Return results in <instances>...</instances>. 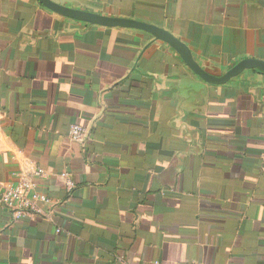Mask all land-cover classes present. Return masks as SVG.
I'll return each mask as SVG.
<instances>
[{"label": "crops", "instance_id": "obj_1", "mask_svg": "<svg viewBox=\"0 0 264 264\" xmlns=\"http://www.w3.org/2000/svg\"><path fill=\"white\" fill-rule=\"evenodd\" d=\"M51 1L165 29L212 76L264 61V0ZM37 169L45 214L0 206V264H264L261 72L210 85L144 32L0 0V193Z\"/></svg>", "mask_w": 264, "mask_h": 264}, {"label": "water", "instance_id": "obj_2", "mask_svg": "<svg viewBox=\"0 0 264 264\" xmlns=\"http://www.w3.org/2000/svg\"><path fill=\"white\" fill-rule=\"evenodd\" d=\"M37 1L39 2V4H41L51 12L64 18L104 28H120L144 32L152 36L154 40L163 42L164 44L169 46V48H171V50H173L179 56V58L189 68L191 72H193L204 82L210 85H224L233 78H236L237 76L241 75L245 71H258L264 74L263 60L247 58L236 63L221 76H212L205 72L200 67V65L193 59L192 54L187 45L181 40L174 37L169 31L165 29L132 19L107 16L94 12L61 6L52 2L51 0Z\"/></svg>", "mask_w": 264, "mask_h": 264}, {"label": "built area", "instance_id": "obj_3", "mask_svg": "<svg viewBox=\"0 0 264 264\" xmlns=\"http://www.w3.org/2000/svg\"><path fill=\"white\" fill-rule=\"evenodd\" d=\"M86 133L84 127L72 124L67 136L73 141L82 142ZM43 175L44 171L37 169L32 174L21 177L17 183L8 185L0 193V206L11 213L13 220L44 216L42 204L48 203L49 200L36 190L37 178H41ZM61 176L65 180L67 190L71 191L74 187L71 177L67 173H63Z\"/></svg>", "mask_w": 264, "mask_h": 264}]
</instances>
